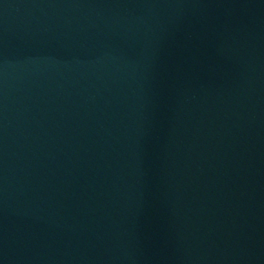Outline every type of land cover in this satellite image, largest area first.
Listing matches in <instances>:
<instances>
[{
  "label": "water",
  "instance_id": "1",
  "mask_svg": "<svg viewBox=\"0 0 264 264\" xmlns=\"http://www.w3.org/2000/svg\"><path fill=\"white\" fill-rule=\"evenodd\" d=\"M0 264H264V0H0Z\"/></svg>",
  "mask_w": 264,
  "mask_h": 264
}]
</instances>
